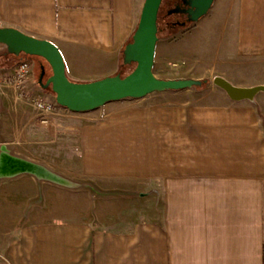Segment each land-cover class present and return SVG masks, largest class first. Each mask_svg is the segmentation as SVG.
I'll use <instances>...</instances> for the list:
<instances>
[{"label":"crops","instance_id":"1","mask_svg":"<svg viewBox=\"0 0 264 264\" xmlns=\"http://www.w3.org/2000/svg\"><path fill=\"white\" fill-rule=\"evenodd\" d=\"M144 1L0 0V28L52 43L70 81L94 82L120 73ZM236 1L229 57L264 71V0ZM34 69L27 91L52 99ZM150 97L41 124L0 87V264H264V92Z\"/></svg>","mask_w":264,"mask_h":264},{"label":"water","instance_id":"2","mask_svg":"<svg viewBox=\"0 0 264 264\" xmlns=\"http://www.w3.org/2000/svg\"><path fill=\"white\" fill-rule=\"evenodd\" d=\"M215 0H183L179 6L169 10L168 16L185 15L186 21L178 22V27L197 23L208 14ZM163 0H145L138 24L131 40L123 49L122 64L133 65L132 71L122 77L117 74L88 83H75L68 79L65 63L59 49L52 43L33 38L13 28H0V45L9 55L36 57L45 61L50 69L46 74L40 66L37 85L43 91L53 94L56 104L71 113H87L98 110L108 103L123 100H140L153 93L179 92L201 88L207 81L194 79L162 80L153 74L158 37V15ZM213 85L223 91L233 102L252 101L264 92V86L240 88L227 80L216 77ZM44 178L58 181L57 177L44 172ZM60 181V180H59Z\"/></svg>","mask_w":264,"mask_h":264},{"label":"rangeland","instance_id":"3","mask_svg":"<svg viewBox=\"0 0 264 264\" xmlns=\"http://www.w3.org/2000/svg\"><path fill=\"white\" fill-rule=\"evenodd\" d=\"M236 3V0H215L206 16L197 23L181 28L173 25L182 22L180 17L167 15V12L173 9L171 0H163L161 14L163 21L160 24L159 41L156 46L152 69L154 76L162 80L194 79L207 81L208 84L201 88H192L179 92L153 93L149 95L151 96L150 98L161 99L160 103L163 104L189 103L193 105L198 104L202 100L216 98L220 93L224 95L212 83L216 77H221L225 80L230 79L233 85L234 83L244 85L258 79H264V71L254 66L245 68L241 62L229 57L227 49L233 43L229 44L226 39L228 32L232 33L234 30ZM5 52V47L0 45V56L5 54ZM19 58L18 62L29 60L33 63V68L35 66L34 79L38 78L41 65L45 67L46 74L50 75V69L44 60L28 59L25 56H20ZM11 63H13L11 58L0 57V66H8ZM133 67V65L122 66L120 75L122 77L126 76L132 71ZM41 92L42 94H49V92H44L43 90ZM52 100H54V97ZM23 103L32 108L27 102ZM66 112L68 111L66 110ZM52 173L71 181L72 177L65 170H53ZM74 182L75 187L64 186V188L76 190L89 188L91 191L99 192L96 185L91 182L79 180ZM45 183L49 182L45 181Z\"/></svg>","mask_w":264,"mask_h":264},{"label":"built area","instance_id":"4","mask_svg":"<svg viewBox=\"0 0 264 264\" xmlns=\"http://www.w3.org/2000/svg\"><path fill=\"white\" fill-rule=\"evenodd\" d=\"M32 71L33 63L31 61H20L11 73L0 75V87L6 86L11 88L15 92L17 100L27 102L36 111L41 124H48L63 108L59 107L55 100L27 91L26 82L31 76Z\"/></svg>","mask_w":264,"mask_h":264},{"label":"trees","instance_id":"5","mask_svg":"<svg viewBox=\"0 0 264 264\" xmlns=\"http://www.w3.org/2000/svg\"><path fill=\"white\" fill-rule=\"evenodd\" d=\"M162 4H163V2H162ZM161 14H162V5H161V8H160V11H159V15H158V22H157V24H158V30L160 31V24H161V22L163 21L162 20V16H161ZM158 34H159V32H158ZM159 36V35H158ZM0 57H5V58H11L12 59V61H13V63H11L10 64V66H15L16 64H17V60H19L20 58L19 57H15V56H12V55H9L7 52H5V54H3L2 56H0ZM26 58H28V59H40V58H36V57H28V56H25ZM16 62V63H15ZM122 66H124L123 64H122ZM39 70V69H38ZM120 74V73H119ZM208 84V82H206L205 84H203V86H205V85H207ZM202 86V87H203ZM45 92H49V94L50 95H52L53 96V94L50 92V91H45Z\"/></svg>","mask_w":264,"mask_h":264},{"label":"flooded vegetation","instance_id":"6","mask_svg":"<svg viewBox=\"0 0 264 264\" xmlns=\"http://www.w3.org/2000/svg\"><path fill=\"white\" fill-rule=\"evenodd\" d=\"M182 1H183V0H171L173 8H175V7H177V6H179L180 8H184V7H183V4H182ZM175 16L180 17V19H182V22L186 21V16H185V15H181V14H179V15H175ZM172 24H173V23H172ZM176 26H177V25H176ZM172 27H173V26H172ZM174 27H175V26H174Z\"/></svg>","mask_w":264,"mask_h":264},{"label":"bare ground","instance_id":"7","mask_svg":"<svg viewBox=\"0 0 264 264\" xmlns=\"http://www.w3.org/2000/svg\"><path fill=\"white\" fill-rule=\"evenodd\" d=\"M18 160V159H17ZM29 165V164H28ZM32 173V172H31Z\"/></svg>","mask_w":264,"mask_h":264}]
</instances>
